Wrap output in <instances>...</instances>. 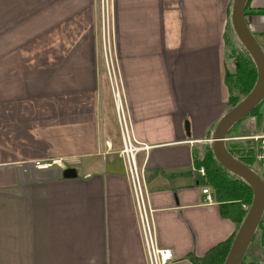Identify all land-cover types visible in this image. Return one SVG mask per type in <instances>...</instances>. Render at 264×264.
<instances>
[{"label": "crops", "instance_id": "0c3cea01", "mask_svg": "<svg viewBox=\"0 0 264 264\" xmlns=\"http://www.w3.org/2000/svg\"><path fill=\"white\" fill-rule=\"evenodd\" d=\"M231 3L113 2L114 56L130 133L143 148L136 162L158 246L172 264H200L238 229L223 206L205 202L206 177L192 171L196 149L209 145L228 108ZM92 7V0H0V29L1 14L12 23L36 9L47 10L37 24H56L31 39L40 42L29 57L14 50L3 62L0 31V264H145ZM68 8L89 10L90 26L82 11L54 23L56 10ZM15 9L24 10L13 16ZM246 20L264 51V0H249ZM57 34L65 36L59 62L41 43L52 49ZM35 161L54 165L36 170ZM260 232L244 264H264Z\"/></svg>", "mask_w": 264, "mask_h": 264}, {"label": "built area", "instance_id": "2783aa9c", "mask_svg": "<svg viewBox=\"0 0 264 264\" xmlns=\"http://www.w3.org/2000/svg\"><path fill=\"white\" fill-rule=\"evenodd\" d=\"M96 1L99 11L98 19L100 26V41L103 49L106 70L109 75L115 105V115L117 118L120 142L122 146L119 156L122 157L124 161L125 177L129 183V189L133 200L144 261L145 264H172L173 260L170 251L158 246L156 230L153 223V212L150 208L149 198L145 188L143 169H140L136 162V155L143 148L133 141L130 133V122L128 120L126 106L124 103L121 78L115 62L112 34L114 0ZM115 73L118 74L119 81L116 79ZM117 82L120 83V87ZM261 120V132L255 136L244 137L243 139L255 143L253 167H256L258 172H255L264 180V114L261 115ZM53 165V161H35L32 163L34 169L44 171L49 170L53 167ZM192 171L200 178L205 177L203 167L193 169ZM201 193L205 196L206 203L212 202V193L207 185L202 188ZM248 209L249 206H242V210L244 212H247Z\"/></svg>", "mask_w": 264, "mask_h": 264}, {"label": "water", "instance_id": "95a60500", "mask_svg": "<svg viewBox=\"0 0 264 264\" xmlns=\"http://www.w3.org/2000/svg\"><path fill=\"white\" fill-rule=\"evenodd\" d=\"M248 0H232L230 25L239 44L252 60L256 70V83L251 92L234 107L229 108L215 124L208 141L212 155L226 172L244 182L252 192L249 209L237 229L223 264H241L252 238L264 214V182L251 168L234 159L226 150L225 143L231 129L248 117L264 100V51L253 36L246 20ZM71 170L63 176L70 177Z\"/></svg>", "mask_w": 264, "mask_h": 264}, {"label": "rangeland", "instance_id": "374dc122", "mask_svg": "<svg viewBox=\"0 0 264 264\" xmlns=\"http://www.w3.org/2000/svg\"><path fill=\"white\" fill-rule=\"evenodd\" d=\"M24 1V0H23ZM26 1V0H25ZM85 3L90 2V0H82ZM33 0H27L28 4H32ZM93 2V22L92 25L90 27V30H96L98 33V48L100 50V59H101V63H102V75H103V82H104V87L106 89V91L109 94V98L111 101V105H112V109L113 112L115 114V105H114V101H113V96H112V90H111V85H110V80H109V75L107 73L106 70V65H105V61H104V57H103V49H102V45H101V41H100V26H99V19H98V24L96 22V17L99 18V11H98V4L96 0H92ZM24 9H15V10H11L13 11V16L16 14V12H22ZM3 10H1L2 12ZM59 11L60 13L58 14V18H53L54 19V23L55 22H61V19L65 18L67 19L68 17L72 16L74 13L82 11L85 14L82 15L81 20H83V22L85 23V26L89 25L90 23V12L89 10L87 11L86 9H75V8H68L62 11V9L60 10H56ZM47 13V10H43V9H36V10H32V13L29 15V11H26L25 17H19L16 20H13L12 23H9L8 21H12L9 19H4V17L1 14V62H3L4 60L2 59L3 57L6 60L5 55H7L8 53H12L17 52L19 50H24L26 49V54L22 55L23 58H26L27 56L29 57V51L32 46L35 47L40 41H38L37 43L33 44L31 43V39L35 38L37 35L46 32L47 30L54 28L56 24H50V25H46V24H37L36 22L44 21V19H42V17H45ZM23 14V15H24ZM52 19V20H53ZM51 20V21H52ZM8 22V23H5ZM32 22V24L30 23ZM35 22V24H34ZM68 23V22H67ZM94 24V26H93ZM90 26V25H89ZM54 34V33H52ZM43 35V34H42ZM62 35L63 34H57V35H51L52 37H50V39L48 40V42L53 43V48L51 49L50 47L46 48L45 43L47 42V40L42 39V44H44L43 46V50H51L52 51V56H53V60L56 62L60 61V57L58 54H60L61 48H62ZM230 36H232L231 40L227 39L226 44H227V55H228V71L229 72H233L234 70V64H235V60L232 56V51L231 50H235V52L239 51L241 52V49L239 47V42H237V39H235L236 37L231 34L230 32ZM38 37V36H37ZM63 37L65 38V36L63 35ZM230 38V37H229ZM113 48H114V41H113ZM54 49V50H53ZM50 51V52H51ZM39 53H34L31 54V58L33 59H39V61L43 62V60L45 59L44 57H39L40 55H38ZM40 62H38L37 64H39ZM115 62H116V58H115ZM115 64V63H114ZM116 79L118 80V74L115 73ZM119 81V80H118ZM119 87H120V83L117 82ZM236 94V93H234ZM122 97V96H121ZM229 108H227L228 110ZM258 114H264V100L262 102V105L259 108ZM116 118V115H115ZM116 123H117V118H116ZM117 127H118V123H117ZM262 130V120L260 119V121H256V119L252 116H248L245 119H243L240 123H238L236 126H234L232 128V130L229 132L228 134V138L229 140L225 143L226 147H228V149L230 148L231 150H233V146L235 145L237 148H242V149H249L252 150L253 154H255V143L248 141V140H244V137H250V136H255L257 134H259ZM119 133V130H118ZM120 137V136H119ZM209 145H203V146H199L200 150L196 149V153H198L201 150L207 149ZM198 147V148H199ZM236 156L238 152H234ZM253 169L255 171H257L256 167H253ZM258 172V171H257ZM206 185L210 188V192L215 193L214 189L212 187H210V184L207 183L206 180ZM260 226H258V229L256 230V234L253 237V242L258 241V238L260 236V234L262 235V233L260 231L264 232V215L262 217L261 223L259 224ZM0 256H1V252H0ZM258 256L264 260V246L263 248H260L259 254Z\"/></svg>", "mask_w": 264, "mask_h": 264}, {"label": "trees", "instance_id": "16d2710c", "mask_svg": "<svg viewBox=\"0 0 264 264\" xmlns=\"http://www.w3.org/2000/svg\"><path fill=\"white\" fill-rule=\"evenodd\" d=\"M248 2L249 0L247 1L246 9ZM232 35L234 37L233 33ZM239 47L241 52H235V50H231L232 56L235 60L233 72L226 71L224 75V84L229 92L228 108L234 107L238 102L244 99L251 92L256 83V70L254 64L240 44ZM261 105L262 103L249 115L254 117L256 121H260L261 119V114H258ZM232 149L233 150L226 147V150L234 159L246 167L253 169L252 150L237 148L235 145ZM234 152H238L237 155H239L236 156ZM193 159L194 166L196 168H204L207 183L210 184V187H212L215 191V193L212 192V200L220 204L221 208L222 206L225 208V215L230 217V219L235 220L237 222V227L239 228L246 215V212L242 210V206H250L251 204L252 192L250 188L244 182L232 176L218 165L209 146L207 149L201 150L198 153L195 152ZM232 239L213 248L201 260L200 264H223ZM252 242L253 238L250 244ZM245 257L246 256H244L241 264H244L246 261Z\"/></svg>", "mask_w": 264, "mask_h": 264}, {"label": "bare ground", "instance_id": "6f19581e", "mask_svg": "<svg viewBox=\"0 0 264 264\" xmlns=\"http://www.w3.org/2000/svg\"><path fill=\"white\" fill-rule=\"evenodd\" d=\"M247 213V212H246Z\"/></svg>", "mask_w": 264, "mask_h": 264}]
</instances>
